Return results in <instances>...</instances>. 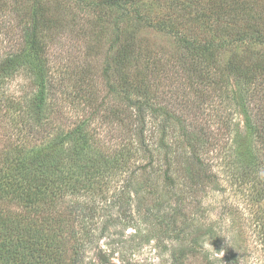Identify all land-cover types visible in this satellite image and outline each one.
Segmentation results:
<instances>
[{
    "label": "trees",
    "instance_id": "16d2710c",
    "mask_svg": "<svg viewBox=\"0 0 264 264\" xmlns=\"http://www.w3.org/2000/svg\"><path fill=\"white\" fill-rule=\"evenodd\" d=\"M23 1L27 19L14 23ZM51 3L76 10L70 35L90 46L106 40L98 73L89 52L81 63L52 64L60 20L49 16ZM171 8L152 19L148 0H0V128H11L0 134V264H110L116 253L138 264L133 250L161 237L177 243L172 264L248 256L203 216L201 199L217 186L220 160L231 178L253 182V203L264 202V0H173ZM142 26L184 50L172 63L146 57L143 75L129 70ZM240 46L261 48L243 57ZM18 76L19 94L6 88ZM216 102L220 117L210 113ZM64 103L72 114L60 121ZM209 114L215 127L196 119ZM154 180L162 189L147 190V213L136 211L154 225L144 234L137 225L128 240L133 199ZM251 220L264 251V207Z\"/></svg>",
    "mask_w": 264,
    "mask_h": 264
},
{
    "label": "rangeland",
    "instance_id": "374dc122",
    "mask_svg": "<svg viewBox=\"0 0 264 264\" xmlns=\"http://www.w3.org/2000/svg\"><path fill=\"white\" fill-rule=\"evenodd\" d=\"M171 1L173 0H148V9L150 12V16L152 19H159L161 17H168L169 15H173L171 12ZM263 2L260 3V6ZM29 3L22 2L19 11L16 14L11 15L14 17V23L20 20L24 23L27 19L26 12L28 10ZM57 11V12H56ZM75 9L70 10H62L61 8H56L55 4H49V16L52 19H58L60 22H57L58 32L55 35V42L50 47V57L53 65L61 64L63 65L66 61L65 60H72L74 59V63L83 62V58L85 53L89 52L94 55L93 59L90 61V66H92L93 70L97 73L100 71V67L102 66V56L104 51H106L107 45L105 43L106 40L102 39L96 43L86 44L83 39H78L74 35H70V26L73 24L71 16ZM177 23H179L180 18H177ZM81 21V20H80ZM82 22V21H81ZM61 26V27H60ZM62 26L64 28H62ZM77 26H73V29H77ZM199 33V32H198ZM15 35V33H13ZM200 38H204L206 33H199ZM18 36V35H16ZM15 36V37H16ZM209 36V35H208ZM2 38V37H1ZM227 38V37H225ZM16 39V38H15ZM13 41L8 44L12 45ZM95 44V45H94ZM7 45V44H6ZM259 46L251 47L250 50L247 49L245 51L244 48H238V51H235L236 54L239 56L246 57L248 55H253L255 51H259ZM137 51L138 56L136 57L135 61L131 63L129 70L132 73H140L143 75V65L144 59L146 57L151 56H158L163 61H169L172 63L176 60V56L180 51H184L178 42L175 40L174 37L166 35L161 31L152 30L147 27H139L138 30V38H137ZM233 51L230 49L224 50L221 54L222 57L227 58L232 56ZM254 56V55H253ZM84 64H86L84 62ZM89 65V64H88ZM25 79L21 76L15 77L7 84L6 88L10 92H18L19 94L21 88L25 86ZM75 81H65L64 84L68 88H71ZM100 86H102L100 84ZM175 86V85H174ZM176 87V86H175ZM165 89H168L165 87ZM217 97L212 101H217ZM224 101V100H223ZM226 104V102L224 101ZM216 110H212L210 113L211 115H215L216 117H220V112H225L226 110L223 108V104L215 103ZM227 107V106H226ZM60 112L57 113L60 118L70 116L72 114V110L69 105H61ZM214 108V107H213ZM223 108V109H222ZM207 113V112H206ZM234 120L239 124L240 128L243 125V118L242 116L236 114L231 115ZM212 116L209 115H200L197 121H203L207 123H211L212 127L216 126V122L213 121L211 118ZM7 124V123H6ZM2 122L3 128H0V134L4 131L10 132L11 128ZM6 128V130H5ZM1 137V135H0ZM1 140V139H0ZM1 145V142H0ZM217 168L219 169V180L217 186H210L212 188L208 189V192L203 195L201 202L204 209L203 216L208 220H216L219 227H222L225 230L227 239L231 242L232 245H242L244 248H247L248 256L242 257L241 263L243 264L245 261H249L248 264H256L257 262H261L260 259L264 258V251L260 250V245L255 241V232H253V225L252 217L256 212V209L260 207H264V202L261 201L260 203H253L251 200L252 194L255 192V187L252 185L253 182L250 181L248 178H238L234 179L231 178L229 175L228 170H226L223 166V163L218 160ZM159 185H156L158 184ZM152 184V188L145 186L142 188L138 194L140 200L137 197H134L132 202V212L136 217L137 223L136 225H130L126 227L125 230V238L130 240L131 234L136 231L137 225L140 227L142 233H147V229L151 230L154 224H150L149 220H145V218L139 216L136 211L140 209L141 214L143 216L144 213H147L145 210V202L146 197L145 192L151 189L161 190L163 185L161 181H157L155 184V180L150 183ZM155 184V185H154ZM149 185V184H148ZM154 186V187H153ZM134 194V192H132ZM138 215V216H137ZM231 218L234 221H231ZM153 220V218L151 217ZM154 223V221H152ZM225 223V226L223 224ZM157 226V225H156ZM158 227V226H157ZM162 238V237H161ZM155 239L151 238L149 241L142 242V244L133 250V254L129 256L131 261H136L138 264H172L171 261V251L177 245V243L169 238H162V239ZM108 238H104L100 241V245L105 246ZM209 243H207L208 245ZM116 245V244H115ZM213 249L211 246H209ZM217 256L223 257V253H216ZM254 262V263H253ZM263 262V260H262ZM110 264H122L121 257L118 253L112 257ZM259 264V263H257Z\"/></svg>",
    "mask_w": 264,
    "mask_h": 264
}]
</instances>
